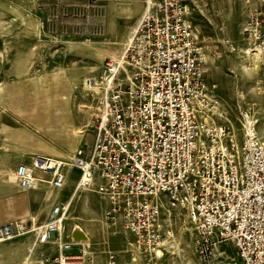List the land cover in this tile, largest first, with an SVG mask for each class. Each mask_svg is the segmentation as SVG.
Here are the masks:
<instances>
[{"label":"built area","instance_id":"2783aa9c","mask_svg":"<svg viewBox=\"0 0 264 264\" xmlns=\"http://www.w3.org/2000/svg\"><path fill=\"white\" fill-rule=\"evenodd\" d=\"M248 2L243 41L252 56L264 58V0ZM203 63L204 49L182 0H147L122 55L104 59L97 83L88 81L99 95L92 145L67 159L33 157L16 168L18 186L34 189L45 181L59 190L68 170L77 169L74 191L100 179L109 202L105 219L121 217L144 254L155 256L166 235L165 198L186 210L200 255H222L221 244L231 242L239 264H264L262 135L248 122L238 142L218 123L214 86L205 82ZM259 82L264 117V75ZM69 207L53 206L35 229L1 224L0 243L31 231L28 257L50 244L58 251L40 254V264H87L80 243L55 240ZM74 246L81 250L72 252Z\"/></svg>","mask_w":264,"mask_h":264},{"label":"rangeland","instance_id":"374dc122","mask_svg":"<svg viewBox=\"0 0 264 264\" xmlns=\"http://www.w3.org/2000/svg\"><path fill=\"white\" fill-rule=\"evenodd\" d=\"M113 1L117 3L118 0H0V90L2 92L5 89L7 93L0 100V122L6 125L7 133L22 131L28 147L33 137L48 144L34 140V145L49 146L58 141L69 151L67 155L79 147H76L78 138L89 134L87 142L90 140V129L99 107V95L86 89L83 81L98 77L105 58L119 56L126 44V38L122 41L120 37L124 27L127 25L130 32L138 18L125 21L120 17L118 21H114L112 29H108L107 4H114ZM182 2L190 12L197 37L204 49L205 82L214 86L213 96L218 103L216 120L226 124L238 142L242 139L244 127L248 122H253L264 142L259 82L264 75V61L256 62L257 71L249 69V72L243 73L241 70V65L248 64V58L243 53V30L249 17L250 2ZM8 8L11 12L7 13ZM14 12L19 13L24 24ZM50 96H54V100L69 101L68 123L49 115H46L47 121L39 122L26 109L29 104L40 103L38 112L44 114V110H48ZM83 105L91 108L89 112L82 113L85 117L81 119L85 120L80 121L86 122V125L76 122L81 117ZM20 107L21 110H18ZM3 139L6 140L5 134L0 133V157H6L8 152L7 156H10L18 150L17 144H8L7 140L9 148L2 147ZM70 139L74 141L72 148L68 147ZM2 173L0 179H7ZM71 173L74 182L77 172L74 170ZM73 182L65 186L71 188L70 194L65 192L62 196L69 194L66 199L73 196L71 201L74 198V194L71 195ZM96 184L90 187L91 192L84 197L90 207L95 209L92 216L94 219L87 222L93 229L91 240L96 241L93 245L89 243L83 247L89 257L87 264H239L231 242L221 244L222 255H200L196 232L186 210L170 204L165 198L161 218L166 235L157 249L161 255L144 254L136 246L135 237L125 228L121 217L105 219L104 213L109 202L103 194L97 193L96 189L99 187ZM77 199L80 198L77 197L76 201ZM84 204L82 203L86 209ZM66 216L69 218L63 222L60 237L55 240H69L71 224L83 222L76 217L84 215L77 213L74 206ZM20 241L18 238L0 243V264H25L27 259V264H40L39 255H46V252L41 251L37 257L28 258V247L21 246ZM73 249L77 252L81 247Z\"/></svg>","mask_w":264,"mask_h":264},{"label":"crops","instance_id":"0c3cea01","mask_svg":"<svg viewBox=\"0 0 264 264\" xmlns=\"http://www.w3.org/2000/svg\"><path fill=\"white\" fill-rule=\"evenodd\" d=\"M146 1L147 0H122V2H121L118 0V1H116L117 3H114V1H113L114 4H107V14H108L107 20H108V25H109L108 29H112L114 21H116V20L118 21L120 17H122V19H124V20L125 19L126 20L134 19V18L138 17L135 20V23L133 24L132 29L130 31L132 34L137 21L140 19L141 15L144 12ZM130 32L127 30V25H126L123 29L121 36H120V37H122L121 40L124 41L125 38H127L129 36ZM121 40H119V42H122ZM117 57H118V55L116 57H112V58H117ZM102 64H103V62H102ZM99 74H100V72H99ZM82 117H84V116H81L78 119L79 121L77 120L76 122L79 123L80 125H86L87 124L86 122H85L86 123L85 124L84 122L80 121V120H83V119H81ZM90 132L92 134H91V138L88 142H87V140H88L87 136L89 134H85L83 137L78 138V142H77L76 147H78V146L79 147L78 148L75 147L76 150L81 148V147H84V146L92 145V143L94 142V131H93L92 127L90 129ZM21 134H22V131H21ZM34 140L38 141L39 139L36 140L33 137L32 143H30L29 148L34 147V142H33ZM39 141L42 142L43 144H45L43 141H41V140H39ZM82 141H85L84 144L81 143ZM54 143H55V145L52 144L49 146L57 149L56 151L61 150L62 152L66 153V155L58 156V155H50V154H46V155L31 154L30 153L31 150L28 149V141H24V143L18 144L17 145L18 150H16L15 152H12V154L10 156H6V159H5V157H0V172L2 173V170H3L2 165L3 164L7 165V167H5V168H11L13 170V172H15L16 168L19 165L28 164L31 161V159L35 156L51 157V158H55V159H67L70 156H72L74 154V152L76 151L75 150L72 154L70 153L69 155H67L69 153V151H67L66 148H64V146L60 145V143L58 141H56ZM46 145H48V144H46ZM13 148H16V146H14ZM61 148H63V149H61ZM74 170L77 172V174L74 177V182H73L70 175H72L71 172ZM37 177L40 179H46V180L48 179L47 176H43L42 174H37ZM78 177H79V171L77 169L68 170V172L66 174L64 186H63V188H61L59 190L52 188V186L48 182H45V181L44 182H38L34 189H25L24 190V189L20 188L17 184L8 183L5 178L0 179V225L5 224V223H19V224H22L24 226V228H26L27 230H31L33 228V226L36 227V226L42 224L47 219V216H48V214H49V212L53 206L63 205V204L68 202L67 200H69L71 196L68 199H66V197L70 194L71 188H66V187L68 184L70 185L71 182H73V189H72L71 195L74 194V198H73V201H71V203H70L69 209L74 206L77 213H81L84 216L76 217L78 219H82L83 222L82 223H77V222L72 223L71 228L74 225L80 226L83 230H85L88 233V236L90 238V241L89 240H85V241L87 243L89 242L90 244L92 243V245L95 244L96 240H91V233L93 232V229L91 227L92 225L88 224V222H87V221L90 222L91 220L94 219V217H92V216H93V213L95 212V209H92L90 207L87 199L84 200V197L91 191H90V189L89 190L87 189V190L74 191L75 184L78 180ZM93 182L95 184L97 182L96 185H99V183L101 184V180L98 178H95V180ZM65 192H69V194L65 195V197H62L63 193H65ZM76 196L78 198H80V199H77V201H76V198H77ZM83 200L85 202H83ZM82 203H85V205L87 206L86 209L84 208ZM68 218H69V216H68ZM70 218H72V217L70 216ZM73 218H75V217L73 216ZM83 224L86 226H83ZM87 228H89V229H87ZM72 236H77V234L76 235L75 234L69 235V239H70V237L72 238ZM34 237L35 236L31 231L26 233L25 235L19 237V240H21L20 241L21 246H25L26 248L28 247L26 250L27 253H28V249L30 248V246L34 240ZM17 239L18 238L14 239V240H17ZM89 243H88V245H89ZM74 247H77V246H74ZM78 247H80V246H78ZM73 248H72V252H74ZM80 250L81 249H79V251ZM41 251H45L47 256L50 255L49 257H52V256L56 255L58 250H57L56 245L47 244V245L41 247L40 249L36 250L31 257H33V258L37 257L38 253ZM27 261H28V259H27Z\"/></svg>","mask_w":264,"mask_h":264},{"label":"bare ground","instance_id":"6f19581e","mask_svg":"<svg viewBox=\"0 0 264 264\" xmlns=\"http://www.w3.org/2000/svg\"><path fill=\"white\" fill-rule=\"evenodd\" d=\"M8 12H11V9L10 8H8L7 9V13ZM15 13V16L20 20V22H23V24H24V20H23V18L19 15V13L18 12H14ZM4 16L6 17V14H4ZM34 24H35V22H33ZM130 36H131V32H130V34H129V36L126 38V40H125V42L127 43V41L130 39ZM124 42V43H125ZM124 45V44H123ZM5 49H6V44H5V47H4ZM3 50V49H2ZM122 52H123V49H122V51L120 50V52H119V56L117 57V58H119L121 55H122ZM243 53H244V55H246L247 56V58H248V64L247 65H241V70H242V72L243 73H246V71L247 72H249V69L250 70H256L257 71V69H258V65L256 64V62H259V63H263V61H264V59H263V57L262 56H260V54H257V55H254V56H252V54H250L247 50H246V48L244 47V50H243ZM17 73V72H16ZM99 76V75H98ZM97 79H98V77L97 78H95V77H93V78H89V79H87V80H84L83 81V85H84V87L86 88V89H90V90H92V92H94V93H97V90L94 88V87H92V86H89V80L92 82V80H94V82L95 83H97ZM31 83V82H30ZM25 85V84H24ZM18 86H19V84H18ZM17 86V87H18ZM33 87V86H32ZM19 88H21V87H19ZM49 88V87H48ZM85 88H84V90H85ZM13 89V88H12ZM11 90V89H10ZM96 90V91H95ZM42 91H43V89H42ZM41 92V91H40ZM34 93H36V92H34ZM45 93V92H44ZM5 94H7L6 93V91H5V89L1 92V90H0V100L2 99V98H5L6 97V95ZM8 95H10V94H8ZM5 96V97H4ZM50 98V100L48 101L49 103H48V105H47V109L48 110H44L45 111V113L44 114H41V113H39L38 111L40 110V108H41V104L40 103H33V104H29L28 106H27V108L26 109H29L30 110V114L31 115H33L34 114V119L35 120H38L39 122H45V121H47L48 120V118L46 117V115H49V116H52V117H57V119L59 120V121H63L64 123H68L69 122V113H68V100H66V101H60V100H54L55 98H54V96H50L49 97ZM5 103V102H4ZM47 103V102H46ZM6 104V103H5ZM51 108V109H50ZM89 109L91 110V108H90V106H84L83 105V107H82V109H81V112H80V115L81 116H84L82 113H86V111H88L89 112ZM18 110H21V107L18 109ZM17 113V112H16ZM86 115V114H85ZM85 117V116H84ZM36 124V123H35ZM59 124H60V122H59ZM38 128V127H37ZM49 128H50V126H49ZM54 129V128H53ZM57 132V131H56ZM0 133H2V134H5V137H6V140H7V142H8V144H10V143H15V144H20V143H24V139H26V137H25V135L23 136L21 133H18V132H10V133H7L6 132V125L2 122H0ZM51 133V132H50ZM53 133V132H52ZM67 137V136H66ZM66 137H63V138H66ZM71 138V137H70ZM6 140H4L3 139V146L2 147H5L6 149H8L9 148V146H8V144H6ZM67 142V141H66ZM73 140L72 139H70V141H69V144H68V147H70V148H72V146H73ZM6 145H7V147H6ZM46 145V144H45ZM5 148H4V150H5ZM28 149L29 150H31V153L32 154H41V155H46V154H50V155H58V156H64L65 154H63L62 152H60V151H56V150H54L53 148H49V146H44V145H34V147L33 148H29L28 147ZM9 151V150H8ZM7 153V152H6ZM1 154V153H0ZM4 154V153H3ZM9 154V152L7 153V155ZM6 155V156H7ZM3 156V155H2ZM1 156V157H2ZM5 159H6V157H5ZM5 167H7V165H4L2 168H3V170H2V174H5L6 176H7V182L8 183H10V184H17V181H16V178H15V176H14V172H13V170L11 169V168H5ZM5 168V169H4ZM1 173V172H0ZM6 178V177H5ZM94 183V182H93ZM18 185V184H17ZM100 186H101V184H99L98 185V187L99 188H97L96 189V191H97V193H99V194H103L102 192H101V189H100ZM88 189H90V188H88ZM87 190V189H86ZM72 197L73 196H71L70 197V199L69 200H67L69 203H71V200H72ZM85 205V204H84ZM66 218H68V216H66ZM66 218H65V220H66ZM75 219V218H74ZM189 219V218H188ZM190 221V220H189ZM73 223H75V222H73ZM77 224V223H76ZM33 229H35V227L33 228ZM70 234H77V236H72V238L70 237V239L72 240V241H77L78 243H80L84 248L86 247V246H88V243L85 241V240H89L90 241V238H89V236H88V233L85 231V230H83L80 226H78V225H74L73 227H72V229H71V233ZM156 255L158 256V255H161V253H160V251L159 250H157L156 251ZM27 261L25 260V264H27L26 263Z\"/></svg>","mask_w":264,"mask_h":264}]
</instances>
